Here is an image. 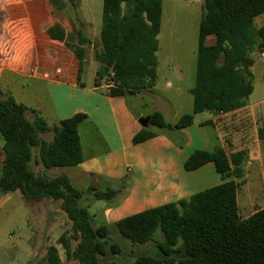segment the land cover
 <instances>
[{
  "label": "trees",
  "instance_id": "trees-1",
  "mask_svg": "<svg viewBox=\"0 0 264 264\" xmlns=\"http://www.w3.org/2000/svg\"><path fill=\"white\" fill-rule=\"evenodd\" d=\"M65 1L79 21L76 0ZM201 1L193 114L183 115L171 125L161 112L152 111L147 126L133 136V145L191 126L196 114H226L247 105L245 100L253 91V54L264 50V0ZM258 17L262 24L257 28ZM160 22L161 0H103L99 42L91 43L81 28L76 30L77 81L85 48L91 45L98 64L95 85L104 82L109 97L150 92L156 79ZM46 35L63 38L58 25L48 28ZM211 37L214 41L208 44ZM9 94L0 90V135L4 141L0 196L18 191L25 200L57 202L70 222V231L58 239L67 260L101 264L108 248L119 253L120 246L109 243L108 225L93 224L88 205L91 201L118 204L126 196L127 184L88 174L89 183L83 191L63 171L83 161L77 125L85 115L52 120L49 125L41 110L16 102ZM49 135L47 141L44 137ZM258 139L264 141V122ZM247 160L244 150L229 154L221 147L196 150L184 162L185 171L213 163L221 184L115 222L118 233L130 244L154 242L161 254V258L139 256L134 264H264V208L242 218L237 206ZM55 169L56 173L49 175ZM157 232L162 235L160 241L155 240ZM71 240L76 242L74 249ZM45 264H61L55 246L47 248Z\"/></svg>",
  "mask_w": 264,
  "mask_h": 264
},
{
  "label": "crops",
  "instance_id": "crops-1",
  "mask_svg": "<svg viewBox=\"0 0 264 264\" xmlns=\"http://www.w3.org/2000/svg\"><path fill=\"white\" fill-rule=\"evenodd\" d=\"M23 1L18 5L27 6L23 8L24 13L5 14V27L0 33V78L8 73L11 86H14L12 83L19 85L24 80L28 83H42L45 97L51 106L53 121L67 119L75 114L85 115V119L77 125L83 161L71 169L75 175L68 176L71 180L78 177L89 179L88 174L108 180L130 179L125 198L118 205L106 210L107 223L113 224L124 217L176 202L221 184L223 181L213 163H207L194 171H185L184 162L196 150L209 151L213 147H221L227 154L244 150L248 154L245 171L255 162L264 167V141L258 139V129L261 126L255 125L253 139L247 136L243 127L244 121L255 120L252 113L246 114L248 105L230 113L212 114L198 121L194 118L191 126L167 131L133 145V136L143 128L139 120L147 118L149 114H135L126 97H109L106 93L108 86H96L95 78L90 85H86L81 78L77 81V29L64 15L63 23L57 20L49 22L50 14L55 15L64 10L60 0H48L50 12L37 5L34 0ZM162 11L161 0L156 79L153 89L148 92L151 95L157 91L160 68L181 77V70L174 63L176 47L170 45L161 48L160 38L164 23ZM54 25L61 28L62 40L51 39L46 35V30ZM213 41L211 37L208 44ZM192 53L196 69L197 45ZM97 69L98 64L96 71ZM166 72L162 78L165 88L170 90L174 84L167 78ZM194 85L195 80L193 85L185 88V92L191 96L192 106ZM26 87L28 85H22L21 89ZM19 94L18 98L22 99L23 93ZM139 94L138 92L133 97L137 98ZM156 110L171 125H175L181 116L188 114L178 113L176 106L171 108L164 105ZM80 128L84 129V137L80 134ZM229 130L234 131L232 136L226 134ZM254 149L256 152H253ZM232 179L228 178L227 181ZM16 193L19 192L12 194ZM12 194L0 197V207L11 199ZM262 208L264 205L258 209ZM254 211L252 209L244 216L240 213L239 215L246 218Z\"/></svg>",
  "mask_w": 264,
  "mask_h": 264
},
{
  "label": "rangeland",
  "instance_id": "rangeland-1",
  "mask_svg": "<svg viewBox=\"0 0 264 264\" xmlns=\"http://www.w3.org/2000/svg\"><path fill=\"white\" fill-rule=\"evenodd\" d=\"M37 5L49 11L48 0H34ZM102 1L103 0H76L77 14L79 21L76 20L73 9L65 0H60L64 10L55 15L49 16L51 21H59L63 23L64 15L74 23L76 29L81 28L91 43L99 42V34L102 23ZM163 1V31L160 42L161 48L167 46L176 47L174 55V63L181 70V77L173 75L171 71L160 68L158 76L157 91L154 95L148 92H139V97L126 96L129 106L135 114L142 113L148 115L158 107L167 105L168 107L176 106L178 113H192L191 96L185 92V88L194 84L195 67L193 51L197 45V30L199 21L202 17V1L201 0H162ZM23 0H0V33L5 27V14L11 12L22 14L27 6H19L18 3ZM18 8V9H17ZM24 8V9H23ZM262 24V18L255 20V26L258 28ZM173 26V27H171ZM68 27V26H67ZM70 29V26L69 28ZM86 57L84 59L81 71V79L86 85L92 84L95 75L97 63L93 59L94 48L87 45L85 48ZM254 64L251 67V83L253 86L252 93L246 98L248 112L254 119L244 121V128L247 136L252 139L255 137V125L263 124L264 116V50L253 54ZM166 72L167 78L171 79L173 88L167 90L164 86L163 74ZM8 73H4L0 78V90L10 91L16 102L23 103L27 107L41 110L42 117L51 125L53 120L51 115V106L45 97V91L42 83H28L21 81L20 84L12 83ZM104 85V82L100 83ZM26 86L22 88L21 86ZM23 98H18V94ZM19 94V95H20ZM36 96V97H35ZM36 103V104H35ZM212 116L210 112H204L194 115L196 121ZM256 123V124H255ZM86 131V130H85ZM233 130L226 132L228 136H232ZM229 133V134H228ZM80 134L84 137V129L80 128ZM47 141L51 139V135L44 137ZM4 141L0 135V162L2 159L1 148ZM229 147V146H228ZM256 152L254 149L253 152ZM49 171L51 173H56ZM70 176H74L71 168L63 169ZM129 187L130 179H122ZM114 181L117 180H111ZM243 183L237 191V206L241 216L251 212L252 209L257 210L264 205V167L255 162L247 171L244 172ZM72 183L76 188L85 191L89 179L72 178ZM1 197V196H0ZM87 203L86 201H84ZM120 203V202H119ZM118 203V204H119ZM88 204V203H87ZM116 204V205H118ZM106 201H91L88 205V212L92 216L95 226L108 225L109 227V243H116L120 246V252L114 253L109 248L106 256L101 260V264H134L139 256L149 255L161 258L159 250L154 242L145 245H132L124 239L117 231L113 224L106 221L105 212L107 209L113 208ZM70 231V222L65 214L59 209L57 202L50 203L46 200L34 202L25 200L19 193L12 194V197L4 205L0 207V264H45L47 248L55 246L58 250L61 264H76L74 261L67 260L62 246L58 244V239L62 234ZM155 240H162L160 232L155 234ZM71 249H74L76 242L71 240Z\"/></svg>",
  "mask_w": 264,
  "mask_h": 264
},
{
  "label": "water",
  "instance_id": "water-1",
  "mask_svg": "<svg viewBox=\"0 0 264 264\" xmlns=\"http://www.w3.org/2000/svg\"><path fill=\"white\" fill-rule=\"evenodd\" d=\"M139 122H140V124L143 127H146L147 126V123H148V117L147 118L140 119Z\"/></svg>",
  "mask_w": 264,
  "mask_h": 264
}]
</instances>
